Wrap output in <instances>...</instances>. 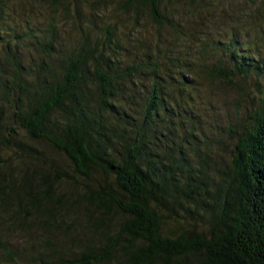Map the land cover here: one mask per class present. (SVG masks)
<instances>
[{
	"label": "trees",
	"instance_id": "obj_1",
	"mask_svg": "<svg viewBox=\"0 0 264 264\" xmlns=\"http://www.w3.org/2000/svg\"><path fill=\"white\" fill-rule=\"evenodd\" d=\"M75 1L52 0L66 9ZM120 6L125 12L146 9L158 28L171 25L160 0H122ZM3 8L0 4V45L14 68L9 78L0 74V86L13 101L17 126L3 134L0 106V151L40 157L19 127L28 139L64 155L88 183L94 172L104 180L89 192L95 213H86L105 230L104 244L90 246L86 255L67 264H264V59L257 39L251 45L233 32L214 43L221 56L213 65L177 56L164 62L171 53L158 46L126 64L115 27L107 25L95 40L85 31L69 51L57 49L58 31L49 23L45 32L29 33L39 61L25 75L16 61L22 36L5 30ZM194 67L207 82L241 95L231 105L236 113L244 109V118L218 136L223 145L225 134L233 147L224 167L212 168L207 161ZM2 164L0 158V169ZM34 170L20 177L0 172V206L11 210L10 204H24L37 213L24 209L17 214L32 219L42 209V222L49 226L58 201L52 186L44 199L39 196L36 178L42 170ZM51 174L56 173L40 175L52 185ZM116 214L120 219L109 223ZM172 218L181 219L180 230L165 235L164 221Z\"/></svg>",
	"mask_w": 264,
	"mask_h": 264
},
{
	"label": "rangeland",
	"instance_id": "obj_2",
	"mask_svg": "<svg viewBox=\"0 0 264 264\" xmlns=\"http://www.w3.org/2000/svg\"><path fill=\"white\" fill-rule=\"evenodd\" d=\"M121 3L122 0H77L70 2L66 9L65 6L54 4L52 0H0L4 7L5 30L22 36L16 55V61L25 68L21 72L27 75L35 68V62L39 61L29 33L45 32L49 23H55L58 31L57 49L69 51L78 47L85 31H89V38L94 39L105 34L104 28L107 25L115 27L126 49L122 52L126 64H131L146 49L154 50L158 46L160 50L171 53L163 56L164 62L167 58L177 56L191 60L196 65H213L221 56L220 49L214 45L218 41L228 40L233 32H238L251 45L257 39L259 53L264 59V0L256 5L251 4L250 0H160L161 11L171 19V25L160 28L151 21L146 9L137 13L125 12L121 9ZM53 62L55 66L58 65L56 60ZM0 68V74L6 78L11 76L14 68V64L5 59V47L2 45ZM193 70H196L199 103L202 105L198 129L207 137L208 144L204 147L207 161L212 168L224 167L232 158L233 147L225 134L223 145L218 142V136L221 138V131L225 127L239 123L238 120L244 118L245 110L241 108L236 113L231 105L241 95L237 90H226L218 83L207 82L196 67ZM239 82L249 90L244 81ZM3 91L6 89L0 86V106L4 113L3 126L6 127L3 134L8 136L10 133L7 127L11 125L14 128L17 125L13 123V101ZM249 95H254L251 87ZM26 105L27 102L23 107ZM17 128L24 142L35 147L40 157L19 158L3 148L0 151L3 161L0 172L2 175L20 177L23 173H35L34 169H41L40 174L54 171L56 174H51L54 180L52 185L40 174H37L36 180L41 184L39 196L43 199L52 186V195L58 201L55 203L58 212L54 223L47 226L41 219L44 216L42 209L38 210L33 221L23 214H17L24 213V209L27 213H37L24 204L19 208L10 204L11 210L0 206V264H67L86 255L90 246H102L105 230L86 217V213H95L89 192L104 185L102 174L92 173L91 183H88L75 172L64 155L52 150L43 141L28 139ZM226 144L228 146H224ZM62 175H66V178L57 181L56 178ZM119 219L118 214L112 215L109 223ZM177 221L181 219L165 220L162 233L170 235L179 231L181 223ZM188 222L193 224V221Z\"/></svg>",
	"mask_w": 264,
	"mask_h": 264
}]
</instances>
